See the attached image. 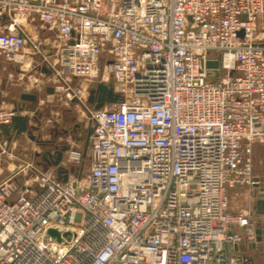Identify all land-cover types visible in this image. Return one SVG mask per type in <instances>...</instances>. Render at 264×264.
<instances>
[{
    "label": "built area",
    "instance_id": "1",
    "mask_svg": "<svg viewBox=\"0 0 264 264\" xmlns=\"http://www.w3.org/2000/svg\"><path fill=\"white\" fill-rule=\"evenodd\" d=\"M263 15L264 0H0V56L41 57L92 124L61 177L27 162L0 181V264H248L238 248L261 218L229 191L264 197ZM100 82L121 99L95 109ZM23 113L0 109V125ZM18 137L0 130V156Z\"/></svg>",
    "mask_w": 264,
    "mask_h": 264
},
{
    "label": "crops",
    "instance_id": "2",
    "mask_svg": "<svg viewBox=\"0 0 264 264\" xmlns=\"http://www.w3.org/2000/svg\"><path fill=\"white\" fill-rule=\"evenodd\" d=\"M257 30L260 36L264 38V15L257 21ZM42 35L43 33H40V36ZM49 48L48 44L46 45V41H44V52L50 53ZM7 63L13 65L16 71L0 72V109L23 106L25 108L24 112L28 113L29 125L33 126L31 130L35 137L32 138L28 132H24L18 138L13 139L7 153L1 154L0 181L8 175L19 171L27 162H33L44 170V156L47 155V152L44 154V149H40V146H44V121L48 125L52 123V119H55V124L60 125V121L64 118V112L72 108L79 111V121L84 122L87 118L85 109L77 101L67 100L62 94L54 90L48 81L49 72L38 66L42 63L41 57L30 56L23 65ZM14 87L19 89L14 91L12 90ZM24 93L36 94L37 100H23L21 96ZM46 108L51 110L50 115H44V109ZM12 134L16 136L13 131ZM4 137L7 136L4 135ZM23 138H25L26 142L24 145L19 146L21 144L20 139ZM17 180L22 183L19 178ZM253 191L255 190L253 189ZM253 214L257 215L256 206ZM259 217L261 218L260 226L264 228V216ZM240 231L243 232L241 229ZM253 241L254 238L244 237L242 242L243 253L253 255L256 252L248 249V245ZM259 262L264 264V257H261V261L255 260L253 264H259ZM248 264L251 263L248 261Z\"/></svg>",
    "mask_w": 264,
    "mask_h": 264
},
{
    "label": "rangeland",
    "instance_id": "3",
    "mask_svg": "<svg viewBox=\"0 0 264 264\" xmlns=\"http://www.w3.org/2000/svg\"><path fill=\"white\" fill-rule=\"evenodd\" d=\"M1 71H5L6 73L16 71L15 67L7 63V60L3 56H0V72ZM102 75L103 72L100 78H102ZM108 80L111 82V79ZM14 88L12 89L14 91L19 89L18 87ZM45 114L50 115L51 110L49 108L44 109V115ZM78 116L79 111L72 108L69 111L64 112V118L60 121V125L55 124V119H52V123L48 125H46L44 121V146H40V149H44V154H46L47 151L52 152L56 150L57 147H64V145L66 147L77 145L83 150L86 149L87 139L92 130V124L87 123V118L84 122L79 121ZM20 141L21 144L19 146L24 145L26 142L25 138L20 139ZM252 147L254 174L260 176L264 180V139L256 140ZM9 176L11 175H8L7 177ZM18 178L23 182L27 177L20 173ZM261 197L262 194L258 188L253 191V189L249 186L237 185L229 191L231 210L237 212L244 210L245 212L252 215L257 200ZM257 221H260V219H257ZM259 264L262 263L259 262Z\"/></svg>",
    "mask_w": 264,
    "mask_h": 264
},
{
    "label": "water",
    "instance_id": "4",
    "mask_svg": "<svg viewBox=\"0 0 264 264\" xmlns=\"http://www.w3.org/2000/svg\"><path fill=\"white\" fill-rule=\"evenodd\" d=\"M209 67H214L218 69L219 67V62L218 61H210L208 62ZM219 71L214 70L210 71L209 75L216 77L218 76ZM21 98L23 100H32L36 101L37 96L36 94H28L24 93L22 94ZM121 99L120 94L116 93L114 91V88L112 84L110 83H104L100 82L97 84V86L90 91V97H89V103L94 105L95 109H101L104 107L107 103H114L117 102ZM21 109H24L23 106L20 107ZM33 126L29 125V116L28 113L24 112L23 114H16L13 117V122L10 125L6 124H1L0 125V130L3 135L7 136L9 139L13 136L12 131L16 133L17 136H20L24 132H28V134L34 138L35 136L33 135V132L31 130ZM34 128H36L34 126ZM66 146L62 147L61 149L56 150V157L52 160L50 158L44 156V169H47L49 166H55L57 167L58 170V175L61 177L62 172L64 171L63 166L61 165V162L64 157V151L66 150ZM47 153L50 155L51 153L47 151ZM64 181L67 180L66 177L63 178ZM256 211L258 216H264V197H261L260 199L257 200L256 203ZM58 232L54 229L49 230V234L54 235L57 234ZM249 250H254L253 255L245 254L242 252L243 248H238L239 252H241L239 255L247 259L251 264L254 263L255 260L261 261V257H264V228H262L260 225L257 227L256 232H255V238L254 241L248 245Z\"/></svg>",
    "mask_w": 264,
    "mask_h": 264
}]
</instances>
